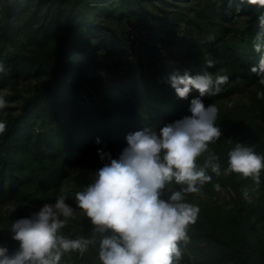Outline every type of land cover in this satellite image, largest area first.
<instances>
[{"label": "trees", "instance_id": "16d2710c", "mask_svg": "<svg viewBox=\"0 0 264 264\" xmlns=\"http://www.w3.org/2000/svg\"><path fill=\"white\" fill-rule=\"evenodd\" d=\"M131 5L134 12L143 9L142 16L149 19L147 1L120 0ZM109 0H0V59L4 60L6 73L0 74V90L10 87L18 91V82L24 78H38L34 91L25 97L17 113L9 112L0 119L7 120V129L0 134V201L15 197L31 203L54 201L63 181L73 174L75 188L66 192L68 202L75 204V192L91 181L93 172L102 166L84 162L83 154L90 149H113L119 154L127 141L126 134L151 125L157 130L164 124L190 113V101L199 95L194 90L187 98H180L168 83L150 81L139 69L133 77L111 85L104 93L106 105L79 87L81 64L98 62L92 47L114 43L115 30L99 21L97 16L108 11ZM235 4L250 13L249 32L239 38V32L218 36L210 41L216 44L215 65L210 70L227 72L229 81L215 96L202 97L205 104L216 103L237 89V83L255 85L250 110H258L264 121V97L257 91L264 89L251 67L258 63L260 53L252 47L251 38L256 31V16L264 8L248 0H212L209 11L218 19L226 20L227 9ZM205 16H209L206 14ZM151 22V21H150ZM17 24V25H16ZM25 35V49L16 38V33ZM92 39H96L92 43ZM196 63H187L181 73L189 70L195 73L209 67L202 52ZM165 79V78H164ZM18 93H10L16 98ZM103 102V101H102ZM217 118L222 115L221 109ZM252 123V121H251ZM263 124V123H262ZM249 130L237 128L233 145L239 140L254 145L255 150L264 153V137L258 128ZM251 127V124L249 125ZM97 137L100 142H97ZM203 163V161H200ZM227 167V162H226ZM212 178L217 175L208 169ZM229 181L237 188L236 172L228 173ZM228 231L221 235L224 245L221 264H264V251L257 241L256 222L264 217V209L255 205L245 206ZM247 209V211H246ZM205 221L198 223L199 229L217 230L218 220L211 213L203 211ZM221 240V239H220ZM222 242V241H221Z\"/></svg>", "mask_w": 264, "mask_h": 264}, {"label": "clouds", "instance_id": "9594fccd", "mask_svg": "<svg viewBox=\"0 0 264 264\" xmlns=\"http://www.w3.org/2000/svg\"><path fill=\"white\" fill-rule=\"evenodd\" d=\"M264 6V0H248ZM257 28L251 38L253 49L260 53L251 67L264 83V8L256 16ZM214 58L206 59L203 70L190 73L173 71L167 82L180 98L198 90L190 101V113L170 121L158 130L151 126L129 131L126 145L118 155L97 149L102 166L93 172L90 182L75 192V204L68 202L65 191L54 201H46L37 211L12 221L11 231L19 241L10 251L0 243V264H69L65 259L84 257L95 249L100 264H179L189 240V225L195 223L199 204L186 199L212 179L233 171L261 181L264 153L254 145L237 141L227 154V167L220 156L210 150V143L223 135L216 123L219 108L205 104V95L215 96L230 77L227 72L210 70ZM0 59V74L6 73ZM264 97V89L257 91ZM9 103L0 92V113ZM7 120L0 119V134ZM97 142L100 138L97 137ZM204 156L203 163L198 158ZM216 189L221 185L217 182ZM247 196V191L244 192ZM82 212L89 218L90 230L82 234L63 231L69 218ZM82 227V226H81Z\"/></svg>", "mask_w": 264, "mask_h": 264}, {"label": "rangeland", "instance_id": "374dc122", "mask_svg": "<svg viewBox=\"0 0 264 264\" xmlns=\"http://www.w3.org/2000/svg\"><path fill=\"white\" fill-rule=\"evenodd\" d=\"M211 2L212 0L147 1L146 12L149 11L152 16L146 19L142 16L143 9L134 12L135 8L131 5H123L120 0H109L108 11L100 12L97 19L113 27L115 42L97 46V40L92 39V43L96 45L92 47L96 60L103 61L106 66L98 62L81 64L82 77L79 79L81 91L96 97L101 105L107 106V102L103 100L104 93L111 85L133 77L134 69L137 68L148 76L149 82L161 80L162 71H165V74L180 71L182 65L196 63L195 58L199 57L200 52L205 62L206 59L214 57L216 44L210 43L212 39L236 31L242 39L243 35L249 32L250 13L241 10V5L235 4L233 10L228 8V18L221 20L214 12L208 10ZM206 14L209 16H205ZM15 33L25 49H31V44L25 43V35ZM167 78L165 75L162 77L164 87L169 86ZM37 80V77L20 79L17 92L10 87L0 90L9 101L6 110L2 112L3 116L9 112L20 111L25 97L33 93L34 83ZM254 90H256L255 85L246 86L239 82L233 94L217 100L222 115L217 118L216 123L221 125L223 135L210 143V150L219 154L223 167H226L229 149L234 146L233 138L237 128L249 130L251 134L257 130L255 128L258 125L262 123L264 125L259 111L250 110ZM10 93L19 95L12 99L8 97ZM258 130L264 137V128ZM97 149L99 148L90 149L83 154L85 163L104 162L100 159ZM107 150H111L112 155L116 153L113 149ZM203 160L204 156L198 158L199 162ZM75 170L76 168L71 169V175L63 181L59 191L68 192L71 188H75L73 179ZM228 176L222 172L221 175L206 182L200 192L186 194V199L199 204L200 212L195 223L189 225L190 238L182 245L184 252L179 264H221L219 259L224 261L221 258L224 237L221 235L228 231L230 223L235 222V216L238 217L243 210L241 203L264 209V170H261L259 184L252 176L236 172L235 179L241 182L237 188L232 185ZM217 182L221 185L219 190L215 187ZM245 191L248 193L247 196L244 195ZM43 203H31L15 197L0 201V243L6 244L10 251L16 250L19 241L12 236L10 228L12 221L39 210ZM203 211L211 213L214 219L218 220L215 232L199 229L198 223L205 221ZM255 222L258 234L254 241H257L264 251V217ZM90 228L89 218L80 212L76 217L69 218L63 231L75 235L82 234L83 231L87 233ZM65 259L69 264H100L95 249L87 252L82 258L66 256Z\"/></svg>", "mask_w": 264, "mask_h": 264}, {"label": "built area", "instance_id": "2783aa9c", "mask_svg": "<svg viewBox=\"0 0 264 264\" xmlns=\"http://www.w3.org/2000/svg\"><path fill=\"white\" fill-rule=\"evenodd\" d=\"M130 29H131V27H130Z\"/></svg>", "mask_w": 264, "mask_h": 264}]
</instances>
